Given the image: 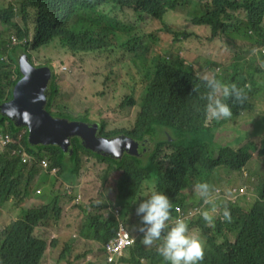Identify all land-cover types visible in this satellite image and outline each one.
<instances>
[{
    "label": "trees",
    "instance_id": "16d2710c",
    "mask_svg": "<svg viewBox=\"0 0 264 264\" xmlns=\"http://www.w3.org/2000/svg\"><path fill=\"white\" fill-rule=\"evenodd\" d=\"M172 17L181 20L180 30L169 26ZM0 26V109L11 100L12 89L21 78L16 60L19 54L33 61L40 50L50 46L60 47L70 56L90 53L105 73L124 78L116 109L132 118L126 127L97 124L96 137L140 142L145 151L140 157L124 153L117 159L86 150L77 137L69 140L68 152L56 146H31L27 128L17 127L0 112V126L8 122L10 132L20 133L15 144L0 152V264H42L49 243L73 246L76 236L64 242L59 234L62 198L54 190L56 180L48 171L56 165H68L77 176L82 156L96 158L105 162L112 173L119 172L122 193L114 200L102 196L95 206L101 215L86 216L78 232L84 239L106 243L117 226L124 225L133 242L117 264H142V260L167 264L157 251L159 241L151 246L142 243L136 208L150 193L138 194L140 179L169 197L173 219L178 217L176 207L184 214L198 209L186 220L189 229L199 232L206 241L200 264H264V112H254L249 96L258 75L264 77V68L255 64L264 57V0H0ZM210 32L213 38L223 35L233 48L238 47L236 40L247 43V54L257 49L248 67L239 65L236 58L223 70L227 74H214L224 83L250 87L245 88L242 104L227 101L232 116L219 121L207 119L206 101L201 99L207 92L202 77L212 74L205 54L199 55L202 60L198 68L179 54L151 55L157 37L200 40ZM10 38L25 43L11 47ZM57 93L51 76L44 109L52 118L90 123L84 114L58 103ZM239 120H245L240 129L247 141L236 148L204 138L213 133L215 125H238ZM157 127L162 129L163 137L157 136ZM125 144L126 149L132 147ZM254 151L259 172L251 174L249 182L255 178L251 184L255 183L257 198L247 210L231 204L226 197L213 198L214 226L208 225L201 212H211L213 205L203 203L194 185L206 181L215 190L218 168L241 172ZM43 158L50 163L47 171L42 167ZM192 192L196 195L186 197ZM225 206L230 211V222L223 219ZM4 214L9 216V223L2 220ZM49 225L53 227L46 232Z\"/></svg>",
    "mask_w": 264,
    "mask_h": 264
},
{
    "label": "rangeland",
    "instance_id": "374dc122",
    "mask_svg": "<svg viewBox=\"0 0 264 264\" xmlns=\"http://www.w3.org/2000/svg\"><path fill=\"white\" fill-rule=\"evenodd\" d=\"M69 23H72V21ZM180 24L181 20L179 17H172L169 26L173 29L180 30ZM152 28L153 25L149 27V29ZM1 29L2 26H0V30ZM157 39L158 41L154 45L151 53L152 56H162L166 53L179 54L187 63H193L196 65V68H198L202 60L199 55L205 54L206 58L210 61V70L212 74H227L223 70L228 67L236 54L226 43L223 36L220 35L213 38L211 37V32L209 34L205 33L200 40L190 39L189 41H185L181 37H157ZM5 41L8 42L7 40ZM10 43L11 47H15L20 43H25V40L21 42L16 41V43L13 44L12 38H10ZM239 44L241 47L244 46L241 42H239ZM241 49L242 51L245 50V48ZM238 51H240V49H237L236 52ZM113 54L122 56V54L117 51H114ZM22 55L23 54H19L16 59L17 63ZM262 55L264 56V52ZM27 60L29 61L28 58ZM29 62L34 67L49 68L51 76L55 78V83L58 87V93L55 98L56 101L66 104L76 114H84L90 123L98 124L99 126L103 124L107 125L109 128H113L126 127L132 120V118L126 114H119L116 109L121 95L120 82L124 80V78L117 79L113 77L114 74L105 73L101 67L97 66V62L90 53L70 56L63 52L60 47L56 48L50 46L46 51L40 50L38 57ZM260 63H264V59L255 61L256 65L264 68V65L262 64L261 66ZM197 73L199 76H202V73ZM136 82L138 86L139 77ZM263 82L264 77L262 74H259L258 81L253 88H251L252 93L249 94L251 103L255 106L254 112L258 113L264 112ZM1 111L4 113V109ZM244 121L245 120H239L237 122L238 125L217 124L213 128V133L204 135V138L213 144L218 143L225 147L236 148L238 145L247 141L245 132L240 129ZM157 130V136L163 137L162 129L157 127ZM116 138L118 137L109 141ZM123 147L126 149L128 145L124 143ZM130 149L131 148L126 150ZM256 158L257 153L254 151L250 161L241 172H234L225 167H219L214 177V181L216 182L214 185L216 188L222 190L228 188L244 189V195L239 197L234 203L244 208L251 204L255 198V192L251 184V182H254L255 178L249 182V177L251 174H257L259 172ZM45 159L49 163V160L47 158ZM80 165L79 174L75 177H72L68 170L61 171L59 167H56L58 171L53 174L57 176V183L54 190L57 191L62 198L60 206L63 210L61 218L63 220L59 234L64 242H67L70 236H76V241L72 247H66L64 244L58 242H55V244L49 243L42 264H104L103 244L82 239L78 232L84 218L82 214L83 208H88V211H91L89 205L91 203H96L102 196L115 198L118 193V187L116 184L115 189L113 185L116 183L119 172L116 171L112 173L105 162L100 163L96 158L92 157L86 158L82 156ZM58 173L60 174L58 175ZM102 177H105L103 182L101 180ZM66 187L71 189L70 195L66 194ZM136 187L139 189L138 194L142 191L151 193L153 190L152 185L145 180L140 181ZM40 191L42 193L41 189ZM193 194L195 193H188L186 197ZM68 197H72V199L68 200ZM2 220L5 223H9L10 218L7 214H4ZM133 221L135 222V220ZM52 227L53 225H49L45 231L51 230ZM133 228L135 229V224ZM141 263L150 264L147 260H142Z\"/></svg>",
    "mask_w": 264,
    "mask_h": 264
},
{
    "label": "clouds",
    "instance_id": "9594fccd",
    "mask_svg": "<svg viewBox=\"0 0 264 264\" xmlns=\"http://www.w3.org/2000/svg\"><path fill=\"white\" fill-rule=\"evenodd\" d=\"M239 42L243 43L244 46L241 47ZM226 43L229 45L227 40H226ZM236 44L238 45L237 48H233L232 46L229 45L230 48L234 51V53H236L234 57L232 58L230 64L234 61V59L238 58L239 59L238 64L246 68V66L247 67L249 66V63H248L249 58L251 56L256 57L257 49L255 48L252 50V53L247 54V50H248L247 43L241 40H236ZM241 48H245V50L242 51ZM237 49H240V51L236 52ZM240 58H244V61L240 60ZM262 59H264V57ZM230 64L228 66H230ZM202 80L204 83V87L207 89V92L205 95L201 97V99L206 101L205 112H206L207 119L209 121H212V120L219 121L221 119L230 118L232 116V107L227 101L231 100L234 104H242L244 100L246 99L245 88L249 87L247 85H245V88H241V87H238L235 83H231V84L224 83L218 80L214 74H205L202 77ZM1 110L2 109H0V112L3 115H5L7 118H9L13 123H15L17 127H20V126L24 127L22 124L20 125L15 119L13 120L12 117H8L6 115V111L12 112V109H6V110L4 109L5 114ZM85 124L91 125L92 123H85ZM16 136L17 134H13L12 132H10L8 122H5L2 126H0V152H2L5 148L9 147L10 145L15 144ZM74 136L75 135H73L72 137ZM69 140H68V144H69ZM27 141L29 143L28 130H27ZM255 141L258 142V138H256ZM29 144L31 145V143ZM101 144L104 145L106 143L101 141ZM38 146H54V145H38ZM68 150H69V145L66 151H63V150L62 151L68 152ZM126 151H129V150H126ZM255 152L257 153V151ZM69 153L71 154V151H69ZM12 154H14V151H12ZM129 155H132V154H129ZM103 156H106V155H103ZM132 156H135V155H132ZM42 161L46 162L47 166L43 169L44 171H47L49 167V163L47 162L45 158H43ZM56 167H59L61 171L68 170V172L70 173L72 177L76 176L73 169L70 168V166L68 165H56ZM56 167H53L52 169H50L48 171L49 172L48 174L54 177L57 183V176L53 175L58 171ZM59 174L60 173H58V175ZM252 179L253 178H251V180ZM101 180L103 182L105 180V177H102ZM142 180H145V179H140V181ZM145 181L148 182L147 180ZM148 183L151 184L150 182ZM116 184L118 187V193L116 196H118L122 193V188L118 183V178L116 179V183H114L113 185L115 189H116ZM254 185L255 183L252 184L253 190L255 192V198L253 199L251 204L257 198V193L255 191ZM194 191L203 200V203L205 205H213V207L211 208V212L209 210H204L201 212V216L203 217L204 221L210 226H214V216L211 213H214L216 211L213 198L226 197L232 204H234L239 197L244 195L243 188H228V191L226 193H223L222 189L220 188H216L214 190L213 186L210 185L206 181L197 182L194 185ZM66 194L67 195L71 194V189L69 187H66ZM105 197H110V196H105ZM71 199L72 197H68V200H71ZM114 199L115 198H112V200ZM251 204H249L245 208L238 204H234V205L239 206L244 210H247ZM172 209H173V204L171 200L169 199V197L163 192L156 191L155 189L151 191L150 195L146 199L142 200L139 203V205L136 208V214L137 216L140 217V220H141L142 226L139 228V231L143 233L142 243L145 246H151L155 242L159 241L160 243L157 248V251L163 257L164 261L167 262V264H200V262L204 259V255H205V247H206L205 239L201 236L199 232L189 229L188 221L185 218L178 216L175 219H173ZM177 211L179 210L177 209ZM223 219L229 222L231 221L230 211L227 208V206H225L223 210ZM85 240L95 241L92 239H85ZM95 242H98V241H95ZM106 243H100V244H103V247H102L103 262H104V255H105L104 245Z\"/></svg>",
    "mask_w": 264,
    "mask_h": 264
},
{
    "label": "water",
    "instance_id": "95a60500",
    "mask_svg": "<svg viewBox=\"0 0 264 264\" xmlns=\"http://www.w3.org/2000/svg\"><path fill=\"white\" fill-rule=\"evenodd\" d=\"M18 67L21 78L12 89L11 100L3 104L1 109H12V112L6 111V115L27 128L28 140L32 146L54 145L66 151L69 145L68 140L78 133L85 149L102 155L119 159L125 142L132 145L133 151L144 152V147L139 142L124 141L121 137L112 141L97 138L95 135L96 124L87 125L52 118L44 109L47 99L45 92L51 78L50 69L32 66L25 55L20 56ZM83 129H88V133L82 134ZM101 141L106 144H101ZM115 142L117 143V154L108 150L110 145Z\"/></svg>",
    "mask_w": 264,
    "mask_h": 264
},
{
    "label": "built area",
    "instance_id": "2783aa9c",
    "mask_svg": "<svg viewBox=\"0 0 264 264\" xmlns=\"http://www.w3.org/2000/svg\"><path fill=\"white\" fill-rule=\"evenodd\" d=\"M12 43L16 42L12 38ZM47 166L45 161H42V167L45 168ZM177 209L179 211H177ZM176 213L179 217H183L185 219L192 217L197 211V208H194L192 211H189L187 214H184L183 211L179 208H175ZM132 244V239L130 237L129 232L126 227L122 224H119L116 228V232L114 236L111 238L109 242L104 245V264H117L121 254L124 252L126 248H128Z\"/></svg>",
    "mask_w": 264,
    "mask_h": 264
},
{
    "label": "crops",
    "instance_id": "0c3cea01",
    "mask_svg": "<svg viewBox=\"0 0 264 264\" xmlns=\"http://www.w3.org/2000/svg\"><path fill=\"white\" fill-rule=\"evenodd\" d=\"M95 206H98V204L97 203H91L89 205V208H91V211H88V208L82 209V214H83L84 218H83V222H82L81 226H83L86 216L94 217V216L101 215V212L96 213Z\"/></svg>",
    "mask_w": 264,
    "mask_h": 264
},
{
    "label": "flooded vegetation",
    "instance_id": "af4514ba",
    "mask_svg": "<svg viewBox=\"0 0 264 264\" xmlns=\"http://www.w3.org/2000/svg\"><path fill=\"white\" fill-rule=\"evenodd\" d=\"M24 55V54H23ZM26 56V55H25ZM27 57V56H26ZM6 110V109H5ZM82 134H86V133H88V129H83L82 130ZM74 137H77L78 139H80V143H81V145H82V139L80 138V136L78 135V133H77V135H75ZM74 137H71V139L72 138H74ZM122 138V137H121ZM140 143V142H139ZM142 144V143H141ZM143 145V144H142ZM123 150H124V147H123ZM123 150H122V152H121V157L123 156V154L124 153H129V154H132V155H135V156H138V157H140V156H142V154L145 152H142V153H138V152H135V151H133V149H132V147H131V150H129V151H124L123 152ZM100 154V153H99Z\"/></svg>",
    "mask_w": 264,
    "mask_h": 264
},
{
    "label": "bare ground",
    "instance_id": "6f19581e",
    "mask_svg": "<svg viewBox=\"0 0 264 264\" xmlns=\"http://www.w3.org/2000/svg\"><path fill=\"white\" fill-rule=\"evenodd\" d=\"M116 142L111 144L110 147L108 148V150L113 153V154H117V148H116Z\"/></svg>",
    "mask_w": 264,
    "mask_h": 264
}]
</instances>
